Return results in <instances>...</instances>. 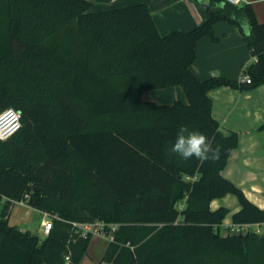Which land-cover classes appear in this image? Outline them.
<instances>
[{
  "label": "trees",
  "instance_id": "trees-1",
  "mask_svg": "<svg viewBox=\"0 0 264 264\" xmlns=\"http://www.w3.org/2000/svg\"><path fill=\"white\" fill-rule=\"evenodd\" d=\"M208 1L207 21L164 35L144 3L0 0V112L13 107L22 122L0 139V264H81L93 234L79 224L96 220L118 224L102 258L111 264H264V209L223 175L238 133L208 95L264 84V22L250 3ZM218 20L256 57L250 83L194 73L198 40H217ZM177 85L187 103L144 97ZM181 126L204 133L218 158L170 155ZM229 193L240 203L232 223L259 230L222 233L230 210L210 202ZM22 201L52 219L47 235L9 223Z\"/></svg>",
  "mask_w": 264,
  "mask_h": 264
},
{
  "label": "crops",
  "instance_id": "crops-1",
  "mask_svg": "<svg viewBox=\"0 0 264 264\" xmlns=\"http://www.w3.org/2000/svg\"><path fill=\"white\" fill-rule=\"evenodd\" d=\"M91 1L93 10L144 3L164 35L173 31L192 30L208 20L210 10L208 0ZM244 3H250L258 21L264 22V0H245ZM213 27L218 39L203 36L198 40L197 57L192 65L194 73L201 80L211 76L241 80L244 68L256 57L237 25L228 20H218ZM208 95L213 100V116L222 128L238 133V144L228 158L223 175L239 186L253 203L264 209V84L250 89L220 85L211 88ZM144 97L163 104H171L176 100L187 103L186 93L179 85L146 91ZM222 206L230 212L221 229L232 223V214L240 209V203L232 193L210 202L212 210ZM255 225L256 229H260L259 224ZM109 243L108 237L94 234L81 264H111L102 260Z\"/></svg>",
  "mask_w": 264,
  "mask_h": 264
},
{
  "label": "built area",
  "instance_id": "built-area-1",
  "mask_svg": "<svg viewBox=\"0 0 264 264\" xmlns=\"http://www.w3.org/2000/svg\"><path fill=\"white\" fill-rule=\"evenodd\" d=\"M234 5H240L245 2V0H223ZM242 82L250 83L251 77L249 74H243ZM21 114L18 110L13 107H9L0 112V139H8L21 127ZM182 205L180 206V208ZM46 214V213H45ZM47 215V214H46ZM76 224V223H75ZM53 226V221L50 218H44L42 220V230L43 235H47ZM82 230V235L86 236L87 233L102 234L113 240V232L117 229L118 224L107 223L105 221L96 220L93 222H87L79 224ZM251 224H234L229 223L226 225L227 233H245L251 229ZM259 230V229H257Z\"/></svg>",
  "mask_w": 264,
  "mask_h": 264
},
{
  "label": "clouds",
  "instance_id": "clouds-1",
  "mask_svg": "<svg viewBox=\"0 0 264 264\" xmlns=\"http://www.w3.org/2000/svg\"><path fill=\"white\" fill-rule=\"evenodd\" d=\"M169 154L178 155L180 159L185 161L195 158L204 162L217 159L219 149L212 147L204 133L198 130H190L187 126H181L175 142L169 149Z\"/></svg>",
  "mask_w": 264,
  "mask_h": 264
},
{
  "label": "rangeland",
  "instance_id": "rangeland-1",
  "mask_svg": "<svg viewBox=\"0 0 264 264\" xmlns=\"http://www.w3.org/2000/svg\"><path fill=\"white\" fill-rule=\"evenodd\" d=\"M6 198L0 201V210L5 202ZM44 218H49L40 209L34 208L27 202H14L11 214L9 216V223L13 225H18L21 229L28 230L31 233L37 234L43 237L42 230V220ZM252 229H256V225L251 226ZM222 233L225 234L226 228L221 229Z\"/></svg>",
  "mask_w": 264,
  "mask_h": 264
},
{
  "label": "water",
  "instance_id": "water-1",
  "mask_svg": "<svg viewBox=\"0 0 264 264\" xmlns=\"http://www.w3.org/2000/svg\"><path fill=\"white\" fill-rule=\"evenodd\" d=\"M242 4H240V6H241Z\"/></svg>",
  "mask_w": 264,
  "mask_h": 264
}]
</instances>
